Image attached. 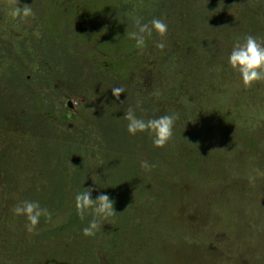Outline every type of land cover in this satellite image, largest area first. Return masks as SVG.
I'll use <instances>...</instances> for the list:
<instances>
[{
    "label": "rangeland",
    "instance_id": "1",
    "mask_svg": "<svg viewBox=\"0 0 264 264\" xmlns=\"http://www.w3.org/2000/svg\"><path fill=\"white\" fill-rule=\"evenodd\" d=\"M24 5L33 15L21 21L0 0V264H168L173 256L218 264L224 250L203 235L213 222L233 238L248 232L264 241V177L247 180L264 172V82L246 88L228 64L235 42L264 39V0L16 6ZM137 18L162 19L166 36L153 33L137 49L128 38ZM114 87L125 89L119 100ZM128 107L145 120L178 116L169 143L156 148L147 134L130 135ZM117 157L121 175L112 183L127 185V196L97 237L74 230L36 248L35 237L65 219L46 194L50 163L87 167L92 183ZM142 161L155 167L146 172ZM23 201L51 213L35 234L13 215ZM255 244L252 257L241 251L219 264H264V244Z\"/></svg>",
    "mask_w": 264,
    "mask_h": 264
},
{
    "label": "clouds",
    "instance_id": "2",
    "mask_svg": "<svg viewBox=\"0 0 264 264\" xmlns=\"http://www.w3.org/2000/svg\"><path fill=\"white\" fill-rule=\"evenodd\" d=\"M7 4L11 9L10 15L13 19L25 21L33 15L31 6L24 5L23 8L16 6L19 4V0H7ZM135 29L128 33V38L134 40L135 47L143 51L146 40L151 38L153 33L164 38L168 26L162 19L153 18L148 23H142V18H137ZM155 47L162 51L165 48L163 39L157 42ZM228 64L230 69L239 75L246 88H250L256 82H264V39L258 40L256 37L247 36L243 41L235 42L228 57ZM111 90L116 100H119L121 94L125 93L123 87H114ZM152 95L158 97L159 92H154ZM123 119L127 121V131L130 135L147 134L154 147L163 148L173 137V128L178 116L162 115L158 118L145 120L137 117L135 110L128 107L125 109ZM141 167L147 172L155 166L149 165L147 161H142ZM254 171H256V175L247 176L250 185H254L258 177H264V172ZM92 192V188H87L75 195V209L80 219L83 220L86 215L92 217L88 226L83 229L85 237L95 236L96 232L102 229L103 224L116 214L113 207L114 202L108 195L101 194L93 199ZM12 212L16 217L23 216L25 218V230L29 234H35L41 217H44L46 222H50L52 219L48 209L42 208L39 202L35 201L20 202L14 206Z\"/></svg>",
    "mask_w": 264,
    "mask_h": 264
},
{
    "label": "trees",
    "instance_id": "3",
    "mask_svg": "<svg viewBox=\"0 0 264 264\" xmlns=\"http://www.w3.org/2000/svg\"><path fill=\"white\" fill-rule=\"evenodd\" d=\"M101 155L102 158H105L104 154ZM122 159L123 158L117 157V162L115 161L113 165H111V168L108 169V173L106 175L107 177L105 179L96 177L92 183H86L88 182L87 167H83L81 170H74L70 165L66 164L65 162H59V160L55 163H50L51 167L47 174L50 185L48 186L49 190L46 192V194L48 195V200H50L52 204L54 203L57 205L56 217L65 216V219L63 220L62 224H59L50 230H43L40 232L39 235L35 237L37 241L35 244L36 248L41 245L39 243L41 238L44 240V237L54 239L67 237L74 233V230L80 231L88 226L89 219H92V217L86 215L85 218L81 220L75 209V195L83 191V189L92 188L93 199L101 194L108 195L114 202L113 207L116 213L119 211V207L125 204L128 187H125L127 185L122 186L121 184L117 183L113 184L112 179L121 175L119 174L120 170L117 164ZM127 161L128 159L124 158V162L127 163ZM97 170L99 171V168ZM81 179H83V181ZM213 223L214 224L208 223L206 227L203 228V235L204 238L207 235V237L214 241L215 245L220 246L224 250L223 259L229 258L231 261L233 258H237V255L241 254V251H248V255L246 256L249 258L252 257L253 251L250 249V245L255 244L253 235L249 234L248 232L242 235L243 232H241V236H239V238H233L234 234L220 233L219 230L214 229V227L219 226V222ZM97 233L98 232H96L95 236H92L91 238H96ZM256 240L255 246H257V244H264V241L259 235H257ZM223 259H218V264ZM31 260L32 259L29 258L28 263H30ZM168 264L188 263H180L178 262L177 257L173 256L169 258Z\"/></svg>",
    "mask_w": 264,
    "mask_h": 264
}]
</instances>
